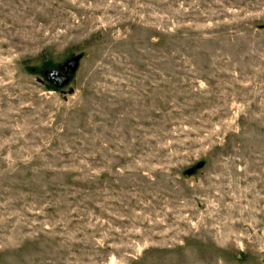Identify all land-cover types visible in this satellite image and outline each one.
<instances>
[{
	"label": "rangeland",
	"instance_id": "374dc122",
	"mask_svg": "<svg viewBox=\"0 0 264 264\" xmlns=\"http://www.w3.org/2000/svg\"><path fill=\"white\" fill-rule=\"evenodd\" d=\"M0 264H264V0H0Z\"/></svg>",
	"mask_w": 264,
	"mask_h": 264
},
{
	"label": "water",
	"instance_id": "95a60500",
	"mask_svg": "<svg viewBox=\"0 0 264 264\" xmlns=\"http://www.w3.org/2000/svg\"><path fill=\"white\" fill-rule=\"evenodd\" d=\"M77 63H78L77 60H73L72 62L69 63V66L71 67V69H74L76 67ZM63 69L65 71L67 69V66L65 65V67ZM43 75L45 76L46 80L50 82L51 78L54 76L60 75V72L58 70H54V69L44 70ZM66 80H67L66 77L65 78L62 77L61 80L51 81L50 83L54 84L56 87H60L61 84H63ZM202 165H203V162H199V163H197L196 167H201ZM186 172L190 173V172H192V169L187 170Z\"/></svg>",
	"mask_w": 264,
	"mask_h": 264
},
{
	"label": "flooded vegetation",
	"instance_id": "af4514ba",
	"mask_svg": "<svg viewBox=\"0 0 264 264\" xmlns=\"http://www.w3.org/2000/svg\"><path fill=\"white\" fill-rule=\"evenodd\" d=\"M61 79H62L61 75L54 76V77L51 78L50 82L51 81H58V80H61Z\"/></svg>",
	"mask_w": 264,
	"mask_h": 264
}]
</instances>
